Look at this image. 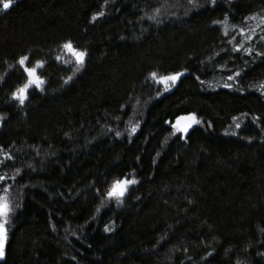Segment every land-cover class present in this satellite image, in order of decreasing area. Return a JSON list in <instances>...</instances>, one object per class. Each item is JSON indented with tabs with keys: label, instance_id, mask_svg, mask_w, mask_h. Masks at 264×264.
<instances>
[{
	"label": "trees",
	"instance_id": "obj_1",
	"mask_svg": "<svg viewBox=\"0 0 264 264\" xmlns=\"http://www.w3.org/2000/svg\"><path fill=\"white\" fill-rule=\"evenodd\" d=\"M0 198V264H264V0L0 3Z\"/></svg>",
	"mask_w": 264,
	"mask_h": 264
},
{
	"label": "snow or ice",
	"instance_id": "obj_2",
	"mask_svg": "<svg viewBox=\"0 0 264 264\" xmlns=\"http://www.w3.org/2000/svg\"><path fill=\"white\" fill-rule=\"evenodd\" d=\"M2 3V8L7 10L12 6L13 0H0ZM102 15V13H101ZM64 49L68 50L72 55L75 57L76 62L83 66L86 58V51L78 50L74 47L71 41L66 42L64 44ZM59 59V57H57ZM29 57L23 56L19 59L18 63L23 68L24 72L27 74V82L24 84L23 87L17 89V91L13 94L20 103H24V100L27 98V90L33 86L41 87L44 83L42 77L39 75V69L43 67L44 61H36L35 65L29 66ZM182 75L181 73L169 74L168 76H163L158 78V82H162L165 84L166 87H170L171 83H175V81ZM153 77H157L156 73H152ZM71 79V78H69ZM232 79V77H229ZM230 87L231 85H227ZM180 121H185L182 125ZM199 123V121L195 118V114H192L189 117H180L178 119L177 125H174L177 131L187 132L189 128L192 127L193 124ZM240 125L237 124V127ZM136 183L135 180H123V181H116L113 187L109 190L107 195L112 197H121L127 191L128 185ZM11 211L10 205L8 201L4 198H0V217L5 218L0 220V257L4 256V242L6 240V217L9 215Z\"/></svg>",
	"mask_w": 264,
	"mask_h": 264
},
{
	"label": "water",
	"instance_id": "obj_3",
	"mask_svg": "<svg viewBox=\"0 0 264 264\" xmlns=\"http://www.w3.org/2000/svg\"><path fill=\"white\" fill-rule=\"evenodd\" d=\"M177 122H178V120H177ZM177 122L174 125H177ZM184 122L185 121H180V124L182 125ZM183 133H185V132H183Z\"/></svg>",
	"mask_w": 264,
	"mask_h": 264
},
{
	"label": "rangeland",
	"instance_id": "obj_4",
	"mask_svg": "<svg viewBox=\"0 0 264 264\" xmlns=\"http://www.w3.org/2000/svg\"><path fill=\"white\" fill-rule=\"evenodd\" d=\"M3 219H5V218L0 217V220H3Z\"/></svg>",
	"mask_w": 264,
	"mask_h": 264
}]
</instances>
